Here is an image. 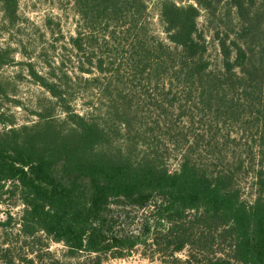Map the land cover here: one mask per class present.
Wrapping results in <instances>:
<instances>
[{"label": "trees", "instance_id": "trees-1", "mask_svg": "<svg viewBox=\"0 0 264 264\" xmlns=\"http://www.w3.org/2000/svg\"><path fill=\"white\" fill-rule=\"evenodd\" d=\"M181 1H157L164 41L148 0H74L75 78L94 74L95 111L74 108L64 66L46 75L27 62L54 99L15 126L0 78V204L22 205L0 210V264H108L141 245L158 264H264V0ZM0 8L13 22L18 0ZM202 9L222 22L215 67ZM158 129L181 145L174 171Z\"/></svg>", "mask_w": 264, "mask_h": 264}, {"label": "rangeland", "instance_id": "rangeland-1", "mask_svg": "<svg viewBox=\"0 0 264 264\" xmlns=\"http://www.w3.org/2000/svg\"><path fill=\"white\" fill-rule=\"evenodd\" d=\"M157 1L148 0L150 28L158 37L168 41L164 26L160 21ZM181 2L188 3L195 2V0H182ZM80 25V15L75 8L74 0H18L17 16L13 22L5 19L0 8V47H9L11 55L15 58L14 64L0 67V78L6 83L9 97H11V99H3L2 110L14 119L15 126L33 124L38 119L36 111L41 110L45 105H50V100L54 99L41 84L32 78L27 62H32L37 71L46 75L54 68L57 74H61L59 67L64 66L63 68L73 77L71 80L73 82L69 81V83L73 88L74 108L82 114L95 111V88L91 86L92 83L88 79L94 74L84 72L81 73L82 79L75 78V75L80 73L78 59L82 57V53L74 47L72 37L76 36ZM198 25L207 41L206 57L215 67L221 60L215 35L216 30L222 27L220 15H213L202 9ZM55 115L63 117L64 113L57 107ZM175 121L179 123L177 128L182 126V131H193L192 127L184 126L185 121L178 120V118ZM2 127L0 124V130ZM157 131L164 140L161 142V147L167 157V165L174 171L179 167L181 145L178 142L175 146L170 143L176 135L165 134L159 129ZM231 133L234 135L236 132L232 129ZM175 140L177 141V138ZM252 180L253 178L249 175L241 181L245 190L244 195L249 199H252ZM9 208L18 217L22 205L18 202L13 204L11 200H8L0 204L1 215L5 216ZM62 247V243L52 244V249L57 250L58 253ZM186 249L178 252L177 255L184 258L187 253ZM145 253V248L141 245L123 258L110 259L108 264L159 263L157 259L148 258Z\"/></svg>", "mask_w": 264, "mask_h": 264}]
</instances>
